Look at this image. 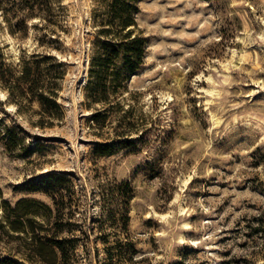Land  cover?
Returning a JSON list of instances; mask_svg holds the SVG:
<instances>
[{"label":"rangeland","instance_id":"rangeland-1","mask_svg":"<svg viewBox=\"0 0 264 264\" xmlns=\"http://www.w3.org/2000/svg\"><path fill=\"white\" fill-rule=\"evenodd\" d=\"M62 1L64 117L33 126L37 115L14 116L0 87V116L27 133L17 155L0 151L3 198L51 203L34 189L65 176L86 229L95 222L97 241L76 264H264V0H140L148 44L124 102L142 135L109 155L97 148L115 137L117 113L90 127L84 96L94 1ZM31 35L20 41L0 27V54L16 61L35 46ZM125 238L131 246L117 242Z\"/></svg>","mask_w":264,"mask_h":264},{"label":"trees","instance_id":"trees-1","mask_svg":"<svg viewBox=\"0 0 264 264\" xmlns=\"http://www.w3.org/2000/svg\"><path fill=\"white\" fill-rule=\"evenodd\" d=\"M93 1L94 38L87 52L84 96L91 111L90 127L106 126L110 115L117 113L111 122L115 137L101 145L102 150L97 148L99 155H109L130 142L132 133L142 135L132 122L131 104H125L124 94L129 80L142 69L148 39L137 22L140 0ZM66 12L62 0H0V27L20 41L32 33L35 42L31 50L20 48L16 61L0 54V87L15 106L14 116L35 114L37 118L30 123L39 128L64 117L58 99L68 68L61 56ZM95 105L103 107V112ZM4 116H0V151L13 157L27 147V133L21 126L8 124ZM66 181L63 175H53L43 188L34 189L46 194L51 203L32 196L11 202L3 198L0 188V264H76L80 249L86 252L97 241L91 237L95 222L86 229L78 202L63 188ZM121 185L118 193L127 197L131 189L127 183ZM117 220L126 230L127 211L119 212ZM101 240L108 243L105 237ZM117 242L132 245L127 238Z\"/></svg>","mask_w":264,"mask_h":264}]
</instances>
